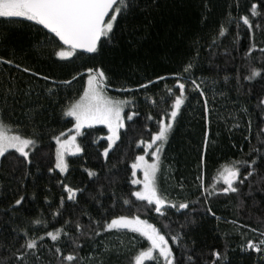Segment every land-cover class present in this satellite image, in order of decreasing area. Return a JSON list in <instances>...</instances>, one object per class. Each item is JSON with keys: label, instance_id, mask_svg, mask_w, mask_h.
Instances as JSON below:
<instances>
[{"label": "trees", "instance_id": "trees-1", "mask_svg": "<svg viewBox=\"0 0 264 264\" xmlns=\"http://www.w3.org/2000/svg\"><path fill=\"white\" fill-rule=\"evenodd\" d=\"M252 3L259 5L260 0H161L159 13L153 14L155 26L138 50L130 52L126 38L121 37L119 46L105 49L103 55L80 53L68 59L54 55L53 45L46 41L41 26L32 28L31 22L13 25L0 20V56L13 61L11 65L0 63V116L18 126L14 131L37 141L26 149L31 164L20 163L23 158L18 160L19 154L14 150H10L12 155L0 158V264H61L56 247H60L64 255L76 253L81 258L78 264H98L99 261L130 264L134 255L148 246L144 238V242L137 245L134 240L140 238L139 235L128 230L94 234L99 231L96 221L103 225L120 215L139 216L156 226L168 239L178 260L194 255L197 264H205V261L211 264L210 253L218 250L227 252L228 264L264 261V255L246 248L248 240L264 239L260 235L264 232V181L261 179L264 164L260 159L264 156V113L261 112L264 105H258V98L264 96V79H244L251 69H264V52L260 51L264 49V18L250 16ZM260 11L264 12V8ZM246 14L254 20L251 32L239 20ZM221 26L226 29L223 36L219 35ZM115 30L119 35V28ZM253 42L256 48L249 53ZM190 61L194 66L186 74L189 77L187 99L160 155L157 187L167 201L162 206L164 214L160 215L154 205L132 195L138 186L132 184L137 174L133 176L131 166L139 155L152 160L150 153L155 146L147 149L146 143L141 142H150L165 111L170 114L172 100L167 96L166 87L174 86L175 74ZM24 67L31 71L24 72ZM96 67H102L109 76L106 94L129 101L122 113L124 127L120 128L119 139L110 148L105 126L84 128L75 140L82 151L68 155V170L61 174L55 168L57 144L53 137L63 132L60 139L64 140L74 132L75 121L65 116L64 111L82 94L87 81L86 70ZM43 76L49 79L44 80ZM157 76L167 79L156 81ZM148 80L155 83L147 89H137L138 84ZM191 80H196L200 88L194 90ZM121 87L136 90L119 91ZM8 89L14 94H8L5 101ZM133 112L138 115L128 120L127 116ZM149 116L152 119H148ZM165 120L167 122V118ZM205 131L210 141L206 151ZM253 159L257 161L258 170L239 185L238 193H220L218 185H222L223 180L218 173L223 171L222 166L240 161L236 166L243 174L250 170L243 162ZM49 168L53 171L49 172ZM89 170L95 175L90 177ZM24 171L30 174L21 182ZM214 178L217 193L207 197L205 202L203 189L198 186L202 181L207 186ZM59 181L84 192L77 194L76 201H67ZM19 195H24L25 200L13 211L9 205ZM62 195L65 204L59 208L61 215H55ZM125 200L130 203L125 204ZM181 202H188L189 207H171ZM36 219L46 223L35 225L32 222ZM69 220L71 223L66 224ZM77 223L81 225L79 230ZM60 228L69 235L61 233L58 242L45 235L46 231ZM173 235L181 237L179 244L172 241ZM36 237H44L37 240V250L21 248L27 239ZM22 251H35L36 255L29 254L18 260Z\"/></svg>", "mask_w": 264, "mask_h": 264}, {"label": "snow or ice", "instance_id": "snow-or-ice-1", "mask_svg": "<svg viewBox=\"0 0 264 264\" xmlns=\"http://www.w3.org/2000/svg\"><path fill=\"white\" fill-rule=\"evenodd\" d=\"M161 7V0H0V20L13 25L23 24V22L27 21L31 22L29 26L32 28L41 26L43 30H46L43 32L46 41L53 45L54 55L60 59H68L80 54L78 50L95 54L96 56L103 55L105 49L111 50L113 47L119 46L121 37L126 38L125 42L130 52L138 50L149 30L155 26L153 14L159 13ZM261 8H264V0H260L259 5L252 3L249 8L250 16L253 18H264V12L260 11ZM250 16L246 14L239 17V20L243 22V25L247 26L249 32L254 27V20L250 19ZM237 23L239 26V22ZM259 26L256 25V27ZM117 28H119V35L115 30ZM225 32L226 29L221 26L219 35L223 36ZM255 48L256 44L253 42L249 53ZM260 51L264 52V49H260ZM147 55L148 53L146 52L145 56ZM0 63L11 65L13 61L0 56ZM15 66L20 68L19 64ZM193 66L191 61L183 66L182 71L175 74L174 86L166 87L167 96L172 100L170 114L165 111L158 121V131L151 134L150 142H141L146 143L147 149H152L155 146L154 150L150 153L152 157L151 162L145 159V155H139L136 157V162L131 166L133 176L136 175L137 168H142L143 170L142 181L132 180V184H142L143 187L140 191L133 192L132 195L139 201H147L149 205H154L155 212L160 215L164 214L162 206L167 203L166 198L160 195L157 187V173L161 165L160 155L162 145L167 142L168 136L173 129V122L186 102V92L188 91L186 85L189 82V77L186 74L191 72ZM23 71L27 73L31 69L24 67ZM86 71L88 74L86 86L79 99L74 100L66 107L64 115L74 119V128L77 134L80 133V130L85 125L89 127L93 124L106 125L110 133L108 136L110 148L112 143L119 139V129L124 127L122 113L124 107L129 104V101L113 99L106 95V89L109 87V76L102 67L88 68ZM33 75L39 74L33 73ZM257 77L264 79V69L253 68L244 79L252 81ZM42 78L44 80L49 79L48 76H43ZM166 79V76H157L155 78L156 81ZM224 79L227 81L228 77L226 76ZM63 83L67 84L69 81H64ZM154 83L155 81L148 80L146 83L138 84L137 89H147L149 85ZM190 83L194 90L200 88L196 80H191ZM118 90L134 92L136 89L121 87ZM8 94H14L12 89H8L5 93V101H7ZM200 94H204L202 90ZM258 105H264V96L258 98ZM242 110L245 113L248 112L247 108H243ZM205 112H207V101H205ZM261 112L264 113V108H261ZM135 115L138 114L133 112L127 116V119L132 120ZM165 118H167V122ZM148 119H152V117L149 116ZM14 127L18 128V126H13L0 116V157H5V154L12 155L13 153L10 150H14L15 153L19 154L18 160L19 158H23V160H20V163L27 161L28 164H31L29 151L26 149H30L37 141L30 136H24L18 130L14 131ZM249 127H251V121H249ZM63 135L64 133L62 132L59 136L53 137L57 144L55 168L59 169L61 173H65L68 170V164L63 158L62 149L66 151L67 146L72 144L75 146L76 152L82 151L79 145L75 144L76 137L74 135L70 136L68 140L62 141L60 137ZM262 135H264V131H262ZM209 142L208 132L205 131L203 141L205 151ZM252 151L259 152V149H252ZM104 155L105 157L108 155L107 148L104 150ZM201 159L203 160V157ZM260 159L261 164H264V156ZM239 163L241 162L234 161L231 165L222 166L223 171L218 173L219 178L223 180V184L218 185L220 193H238L239 185L244 184L258 170L255 159L251 160V162H243L250 169L243 174L241 173V169L236 166ZM48 171L52 172L53 169L49 168ZM29 174L27 171H24L21 176V182ZM88 175L91 177L95 173L89 170ZM197 179L201 178L197 177ZM261 179L264 181V178ZM59 183L66 194L67 201H76L77 194L84 192V189L73 188L63 181H59ZM200 188L203 189L205 202H207V197H211L217 193L216 178H214L213 183L207 186L202 181L198 186V189ZM33 198H35V194H33ZM24 200L25 196L19 195L13 204L9 205V208L15 211L16 207L21 206ZM45 201L48 202V197H45ZM124 203L128 204L130 201L125 200ZM64 204L65 196L62 195L55 215H61L59 208L63 207ZM101 207H103L102 204ZM171 207L187 209L189 203L171 204ZM208 211L211 212V208H208ZM190 222L194 223L195 221ZM32 223L40 225L46 222L36 219ZM65 223L70 224L71 221H65ZM96 226L99 231L94 234L97 236L100 235V232L104 231L127 229L131 232L139 233L140 236L146 238L149 246L140 249L134 255L130 264H145L146 261L149 264H197V257L194 255H186L184 260L176 259L165 235L156 226L146 220H142L139 216L129 217L120 215L112 218L110 222L105 221L103 225H101L100 221H96ZM76 228L79 230L81 225L77 223ZM253 231L256 230L253 229ZM61 233L65 236L69 235V233L64 232L63 228L46 231L45 235L51 241L58 242ZM27 235L28 233L25 230V236ZM260 235L264 237V232L260 233ZM43 238L27 239L21 245V248L25 250H37L39 247L37 240H42ZM171 239L176 244H179L181 241L179 235H173ZM73 243L75 244V241ZM192 243L194 245L195 242L193 241ZM184 247L187 248L186 245ZM246 248L256 254L264 255V239H260L258 242L248 240ZM105 250L107 251L108 249ZM241 250L245 249L242 248ZM55 252L59 254L61 264H78V261L81 259L74 252L64 255L60 247H56ZM29 254L36 255V252H19L17 259L22 260ZM210 256L211 264H228L227 252L222 253L218 250H213ZM37 259H39L38 256ZM98 264H103V262L99 261ZM205 264H207V261H205ZM261 264H264V261Z\"/></svg>", "mask_w": 264, "mask_h": 264}, {"label": "rangeland", "instance_id": "rangeland-1", "mask_svg": "<svg viewBox=\"0 0 264 264\" xmlns=\"http://www.w3.org/2000/svg\"><path fill=\"white\" fill-rule=\"evenodd\" d=\"M87 82V81H86ZM107 95V94H106ZM110 97V96H109ZM111 98H113V99H116V98H114V97H111ZM118 100V99H117ZM124 121V120H123ZM124 123V122H123ZM98 125H102V126H105L107 129H108V127L106 126V125H104V124H93L92 126H98ZM91 126V127H92ZM87 127H89V126H87V125H85L81 130H80V132L84 129V128H87ZM120 130V129H119ZM108 132H109V130H108ZM72 135H74L75 137H76V135H77V133H76V130L74 129V132L71 134V135H69L68 137H66L64 140H68L69 138H70V136H72ZM109 135H110V133H109ZM64 140H62V141H64ZM116 142V141H115ZM115 142L114 143H112V146L115 144ZM111 146V147H112ZM62 151H63V158H64V160L66 161V159H67V157H68V155H74L75 153H76V151H75V146L74 145H72V144H69L68 146H67V150L66 151H64L63 149H62ZM151 157V156H150ZM1 158V157H0ZM152 158V157H151ZM145 159L146 160H148L149 162H151V160L150 159H148L147 158V156L145 155ZM160 168H161V166H160ZM58 171H59V169H57ZM60 172V171H59ZM160 172H161V170H159L158 171V173H157V178L159 177L160 178ZM61 173V172H60ZM61 174H64V173H61ZM136 174H137V176H136V180H143V170H142V168H137L136 169ZM135 186H138L137 187V189H136V191H140L141 189H142V187H143V185L142 184H134ZM124 230H127V229H124ZM129 231V230H128ZM131 232V231H130ZM135 234H138L139 235V237L140 238H136L135 240H134V243L135 244H142V242H144V240L147 242V240H146V238H144V237H142V236H140V234L139 233H135ZM143 238H144V240H143ZM119 241V240H118ZM120 243H122L123 244V246L124 247H127L128 246V244L126 243H124V242H120ZM147 245L149 246V243L147 242ZM147 246V247H148ZM146 247V248H147ZM154 255H155V253H154Z\"/></svg>", "mask_w": 264, "mask_h": 264}, {"label": "water", "instance_id": "water-1", "mask_svg": "<svg viewBox=\"0 0 264 264\" xmlns=\"http://www.w3.org/2000/svg\"><path fill=\"white\" fill-rule=\"evenodd\" d=\"M45 31H46V30H45ZM78 52L81 53V54L87 55V56L93 55V54H91V53L82 52V50H78Z\"/></svg>", "mask_w": 264, "mask_h": 264}]
</instances>
